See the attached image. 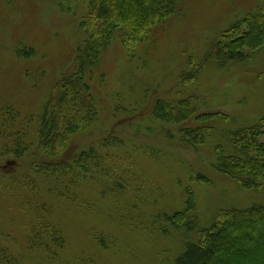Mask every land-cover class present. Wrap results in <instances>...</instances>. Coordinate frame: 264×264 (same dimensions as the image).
Wrapping results in <instances>:
<instances>
[{
	"label": "rangeland",
	"instance_id": "obj_1",
	"mask_svg": "<svg viewBox=\"0 0 264 264\" xmlns=\"http://www.w3.org/2000/svg\"><path fill=\"white\" fill-rule=\"evenodd\" d=\"M258 2L181 0L180 12L148 41L111 40L87 79L97 116L51 160L74 163L91 150L101 159L68 202L52 197L29 163L46 158L37 147V117L63 74L75 71L88 8L85 2L60 8L54 0H0V250L17 264H175L186 244L200 239L199 230H177L167 220L184 208L189 192L201 229L228 210L264 205V187L243 189L214 168L220 149L232 152V133L264 117V49L226 67L211 61L198 78L183 80ZM29 50L33 56H21ZM182 99L195 107L189 120L167 124L154 117L158 101ZM29 116L35 122L21 129L34 146L15 161L4 147ZM198 129L207 131L206 141L192 144L185 132ZM50 225L64 244L48 242L46 250L38 240L50 236Z\"/></svg>",
	"mask_w": 264,
	"mask_h": 264
},
{
	"label": "trees",
	"instance_id": "obj_2",
	"mask_svg": "<svg viewBox=\"0 0 264 264\" xmlns=\"http://www.w3.org/2000/svg\"><path fill=\"white\" fill-rule=\"evenodd\" d=\"M54 1L60 8L65 4L86 3L88 13L79 24L84 40L75 49V71L63 74L37 117V147L45 152L46 158L34 159L29 163V169L52 197L70 202L71 194L75 189L78 190L80 183L91 174L92 165L95 164L96 168L101 162V159L95 156L94 150L83 152L74 163L70 160L51 161L57 157L59 150L66 147V138L76 134L83 126L91 124L97 116L87 81L88 76L93 74V69L116 35L121 37L124 43L133 46L148 41L158 28L165 26L180 12L181 0ZM262 49L264 0H259L252 12L247 13L223 33L221 39L210 48L203 62L196 66L192 75L183 74V80L198 78L211 61H215L220 67L231 63L239 64L248 61ZM33 54V50L21 52V56L25 57H31ZM9 109L7 115L13 112L11 107ZM195 111L189 99H182L174 104L158 101L153 115L167 124H181L189 120ZM23 121L17 130L9 133L11 141L4 147L11 149L10 154L14 156L15 161L22 159L23 154L34 146V142L24 133V129H21L28 128L35 122L34 116H29ZM198 130L185 132L192 144H203L206 141L207 131ZM231 140L232 152L226 154L220 149V157L214 168L243 189L260 191L264 187V117L252 127L233 132ZM197 181L210 183L205 176H198ZM27 183L32 184L33 180ZM188 195L184 208L167 217V220L173 223L177 230H199L200 239L197 243L186 244L184 252L176 259L175 264H264V205L228 210L215 224L201 229L195 196L190 192ZM40 210L43 213L48 212L45 205ZM48 227L47 231L51 237L39 239L38 242L45 241L41 246L46 250L50 244L61 247L64 244L62 232L53 225ZM45 252L49 255L55 253ZM0 264L17 262L0 250Z\"/></svg>",
	"mask_w": 264,
	"mask_h": 264
},
{
	"label": "water",
	"instance_id": "obj_3",
	"mask_svg": "<svg viewBox=\"0 0 264 264\" xmlns=\"http://www.w3.org/2000/svg\"><path fill=\"white\" fill-rule=\"evenodd\" d=\"M9 165H15V163L14 162H10V163L7 164V166H9Z\"/></svg>",
	"mask_w": 264,
	"mask_h": 264
}]
</instances>
